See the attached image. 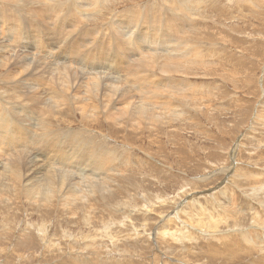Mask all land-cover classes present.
Returning a JSON list of instances; mask_svg holds the SVG:
<instances>
[{"label":"rangeland","instance_id":"obj_1","mask_svg":"<svg viewBox=\"0 0 264 264\" xmlns=\"http://www.w3.org/2000/svg\"><path fill=\"white\" fill-rule=\"evenodd\" d=\"M53 1L16 0V4L15 0H0V13L4 10L0 14V25L5 26L3 22H8L5 28L0 26V36L4 34L0 41L6 37L2 44L0 42V58L4 59H0L3 65L0 66V105L4 111L13 108L9 113L12 111L14 114L10 115L17 112L14 117L5 115L2 119L0 114V126L4 124L10 132L27 133L33 139L22 151H16L22 156L17 158L12 152L9 156L18 159L13 161L17 162L21 182L14 179L11 172L4 176L5 179L0 176V264H264V188L261 187L264 186V0H193L195 3L192 0ZM182 1L185 2L184 11L179 7ZM183 16L187 18L184 20ZM144 17L145 21L141 22ZM188 21L192 22L191 25ZM152 22L172 27L170 31H163L175 39L159 36L143 41L141 36L138 41L135 39L139 42L136 43L133 37L147 27L150 34ZM31 28L35 29V34ZM16 29L17 36L14 33ZM19 30L26 32L19 33ZM128 34L133 38L131 42L126 40ZM116 38L126 44L127 50H134L133 55L126 53L121 44L117 45ZM12 39L13 46L10 45ZM52 39L59 40L54 42ZM178 39L184 44L179 50ZM62 41L70 43L63 45ZM58 46H66L64 55L69 56L70 53L71 56L69 63L64 61L68 66H65L63 76L78 75L79 67L76 65L81 64L77 63V50L80 48L89 47L94 53L97 47L110 48L107 64L87 58V63L93 61V68H88L91 64L83 65L82 70L86 68L82 71L84 75L81 73V78L75 76L76 81L73 79L69 83L73 85L68 95L72 96L69 98L71 101L65 104L69 100H63L65 103L60 105V102L54 104L50 98L47 99L45 84L40 93L33 95L36 84L43 83L37 78L35 81L30 79L33 65L34 69H39L38 72L47 69L45 75L54 72L51 68L63 60ZM177 50L184 52L180 59L175 58ZM119 58L125 59L121 67H117L115 61ZM153 59L164 64L163 68ZM153 64L157 69L150 70ZM139 66H142V72L138 73ZM166 67H174L175 70L163 75L161 69ZM19 68L22 76L18 77ZM135 73L139 76L147 74L145 78L148 79L138 77L140 81ZM87 75H97V94L90 92L92 89L89 87L94 83L87 81ZM161 79L164 84L159 82ZM171 79L181 84L175 87L165 82H171ZM104 81L108 85L103 84ZM136 85L140 86L138 91ZM183 85H186L185 89ZM20 91L31 93L30 96L26 94L27 97L21 93V97ZM75 91L82 94L81 99L76 95L74 100ZM145 95L149 96L148 99ZM28 97L33 98V102ZM151 97L156 98L153 100ZM11 99H15V103ZM142 99L148 100L147 103ZM76 100L81 105L85 103L84 110L80 107L83 112L77 109L79 104ZM138 100L144 106L138 105ZM149 107L155 109V115ZM132 108L141 110L138 113ZM85 110L92 111L93 117ZM79 144L87 150L85 158L75 150ZM58 148H61L59 152L56 151ZM62 152L70 154V160L61 157L59 153ZM62 158L64 164L60 163ZM3 161L0 156V164ZM32 161L37 168L35 174L23 178L27 173L24 165ZM67 162L72 166H67ZM96 162L100 168L96 169ZM44 169H49V172L43 174ZM52 172L56 174L52 175ZM88 175L93 183L86 182ZM102 175H105L106 185L100 178ZM46 178L54 181L55 192H51L50 201L42 200L41 195L35 193V187L39 191L44 189L42 182L45 184ZM25 181L30 188L24 185ZM255 186L257 190H253ZM77 193L83 195L78 196ZM62 196L60 201H55ZM69 201L72 204L74 201V204L71 206Z\"/></svg>","mask_w":264,"mask_h":264},{"label":"bare ground","instance_id":"obj_2","mask_svg":"<svg viewBox=\"0 0 264 264\" xmlns=\"http://www.w3.org/2000/svg\"><path fill=\"white\" fill-rule=\"evenodd\" d=\"M9 1V0H8ZM31 1H33V0H31ZM48 1H50V0H48ZM55 1V0H54ZM54 1H53V3H54ZM74 2L76 1V0H73ZM79 1V0H78ZM81 1V0H80ZM83 1V0H82ZM189 2H190V0H188ZM11 2H13V1H11ZM42 2V1H41ZM52 2V1H51ZM77 2V1H76ZM75 2V3H76ZM96 2V1H95ZM98 2V1H97ZM187 2V1H186ZM194 1L192 0V3H193ZM15 3H16V0H15ZM43 3V2H42ZM42 3H40L39 2V4H42ZM48 3V2H47ZM46 3V4H47ZM68 3H69V1H68ZM79 3V2H78ZM81 3V2H80ZM79 3V4H80ZM101 3V2H100ZM195 3V2H194ZM17 4V3H16ZM31 4V3H30ZM56 4V3H55ZM58 4V3H57ZM71 4H73L72 2H71ZM183 4H185V2L184 1H182V3L180 4V9L181 10H185V6L183 5ZM58 5H60V4H58ZM74 5V4H73ZM43 6V5H42ZM47 6V5H46ZM51 6H52V3H51ZM61 6V5H60ZM83 6V5H82ZM86 6V5H85ZM125 6V5H124ZM50 7V6H49ZM69 7V6H68ZM67 7V8H68ZM78 7H79V5H78ZM77 7V8H78ZM88 7V6H87ZM190 7H192V5L190 6ZM71 8H72V6H71ZM74 8V7H73ZM72 8V9H73ZM119 8V7H118ZM164 8V7H163ZM189 8V7H188ZM78 9H80V8H78ZM81 9H84V8H81ZM19 10V9H18ZM148 10H149V8H148ZM3 11L4 10H2V12L1 13H3ZM8 11V10H7ZM70 12V11H69ZM76 12V11H75ZM81 12H82V10H81ZM101 12V11H100ZM131 12V11H130ZM130 12H129V14H130ZM166 12V11H165ZM174 12V11H173ZM0 13V14H1ZM72 13V12H71ZM132 13V12H131ZM146 13V12H145ZM105 14H107V13H105ZM123 14V13H122ZM121 14V15H122ZM129 14H128V16H129ZM133 14V13H132ZM134 14H136V13H134ZM179 14V13H178ZM185 14H186V12H185ZM190 14V13H189ZM146 15H147V13H146ZM191 16H192V14H190ZM2 16H4V15H2ZM180 16V15H179ZM178 16V17H179ZM190 16V17H191ZM5 17V16H4ZM57 17V16H56ZM171 17V16H170ZM177 17V16H176ZM184 17V16H183ZM182 17V18H183ZM140 18H142L141 16H140ZM168 18H169V16H168ZM180 18V17H179ZM185 18H187V17H184V20H185ZM193 18V17H192ZM192 18H191V21H192ZM35 19V18H34ZM4 20V19H3ZM56 20V19H55ZM115 20V19H114ZM128 20V19H127ZM136 20L137 19H135V22H136ZM143 20V19H142ZM141 20V22H144L145 21V17H144V20L142 21ZM153 20V19H152ZM166 20V19H165ZM169 20V19H168ZM171 20V19H170ZM195 20V19H194ZM194 20H193V22H194ZM5 21V20H4ZM58 21V20H57ZM119 21V20H118ZM123 21V20H122ZM125 21V20H124ZM124 21H123V23H124ZM147 21V20H146ZM154 21V20H153ZM186 21H187V19H186ZM12 22H13V20H12ZM14 22H15V19H14ZM54 22V21H53ZM66 22H68V21H66ZM121 22V21H120ZM148 22V21H147ZM172 22H174V21H172ZM3 23H5L6 25H7V23L6 22H3ZM18 23V22H17ZM36 23V22H35ZM62 23V22H61ZM128 23V22H127ZM131 23V22H130ZM133 23V22H132ZM131 23V24H132ZM153 23V22H152ZM151 23V26H150V34L149 33H147V26L149 25H147L146 27L147 28H144V29H141L140 30V32H138L137 33V35H135L133 38H134V40L136 39L137 41L139 40V38L142 36L143 37V41L144 40H146V38H148V39H150V38H153V37H161V36H164L166 39H168V40H174L175 38H170V37H168V35L169 34H166V32H164L163 31V29H167L168 31H170L169 29H172V27H170V26H168V25H160V24H158V22H157V24H152ZM188 23H190L189 21H188ZM192 23V22H191ZM191 23L189 24V25H191ZM4 24V25H5ZM122 24V23H121ZM130 24V25H131ZM137 24V23H136ZM194 24V23H193ZM6 25L5 26H2V25H0L1 27H3V28H5L6 27ZM15 25V24H14ZM80 25V24H79ZM125 25V24H124ZM139 25V24H138ZM142 25V24H141ZM177 25V24H176ZM188 25V26H189ZM9 26V25H8ZM7 26V27H8ZM34 26H37V25H34ZM112 26V25H111ZM143 26H145V25H143ZM143 26H142V28H143ZM175 26V25H174ZM193 26H195V25H193ZM16 27V26H15ZM28 27H30V26H28ZM116 27V26H115ZM176 27V26H175ZM11 28V27H10ZM38 28V27H37ZM40 28V27H39ZM38 28V29H39ZM119 28V27H118ZM189 28V27H188ZM191 28V27H190ZM195 28V27H194ZM13 29H14V27H13ZM45 29V28H44ZM72 29V28H71ZM192 29V28H191ZM3 31H5L4 29H2ZM31 30L33 31V34H35V29H33V28H31ZM30 30V31H31ZM111 30V29H110ZM115 30V29H114ZM181 30H183L182 29V26H181ZM181 30L179 29V31L181 32ZM14 31V30H13ZM17 31H18V29H16V32L14 31V33H16V36H17ZM73 31V30H72ZM76 31V30H75ZM80 31H81V29H80ZM108 31V30H107ZM112 31V30H111ZM178 31V30H177ZM187 31V30H186ZM190 31V30H189ZM2 31H0V33H1ZM8 31L6 30V32H4L5 34L7 33ZM9 32H10V30H9ZM12 32V31H11ZM10 32V33H11ZM22 32H26V31H22V30H19V33H22ZM39 32V31H38ZM44 32H45V30H44ZM184 32V31H183ZM13 33V34H14ZM32 33V32H31ZM40 34H42L41 32H39ZM71 31H70V35H71ZM76 33V32H75ZM128 33V32H127ZM185 33V32H184ZM195 33V32H194ZM38 34V33H37ZM36 34V35H37ZM47 34V33H46ZM78 34V33H77ZM116 34V33H115ZM115 34H114V36H115ZM4 34H2L0 37H2ZM36 35H35V37H36ZM49 36H50V33L48 34ZM48 35H47V37H48ZM74 35V34H73ZM72 35V36H73ZM109 35V34H108ZM156 35H158V36H156ZM189 35V34H188ZM8 36V35H7ZM43 36V35H42ZM46 36V35H45ZM118 36V35H117ZM126 36V35H125ZM133 36V35H132ZM190 36V35H189ZM189 36H187V38L189 37ZM4 37V36H3ZM39 37V36H38ZM41 37V36H40ZM87 37V36H86ZM191 37V36H190ZM6 38V37H5ZM5 38H3V39H5ZM10 38H12L11 37V35H10ZM10 38H8V39H10ZM15 38V37H14ZM37 38V37H36ZM43 38H45V37H43ZM51 38H52V36H51ZM54 38V37H53ZM132 37H130V34H128V36H127V39L126 40H129L130 39V41H128V42H131L132 41V39H131ZM163 38V37H162ZM182 38V37H181ZM3 39H2V41H3ZM48 38H46V40H47ZM118 38H116V44L117 45H119V44H121L120 46L121 47H124V49H126L125 50V52L126 53H128V54H130V55H133L132 54V52H134V50H127V48L125 47V45H123V43L124 42H120L119 40H117ZM180 39V38H179ZM179 39H178V45H177V47H178V50L181 48V46L182 45H184L181 41H179ZM186 39V38H185ZM184 39V40H185ZM6 40V39H5ZM4 40V41H5ZM13 40V39H12ZM12 40H9V41H12ZM59 40V39H58ZM58 40L57 39H55V40H53L52 39V41H54V42H58ZM70 40V39H69ZM135 40V41H136ZM163 40H164V38H163ZM187 40V39H186ZM2 41H0L1 42V44H2ZM17 41H18V39H17ZM39 41H40V39H39ZM136 41V43H139V42H137ZM152 41V40H151ZM188 41V40H187ZM7 42V41H6ZM60 42H61V40H60ZM112 42V41H111ZM167 42V41H166ZM168 42H170V41H168ZM4 43V42H3ZM14 43V40H13V42L10 44L11 46H13L12 44ZM62 43H63V41H62ZM70 43V42H69ZM69 43H67V42H65V43H63V45H68ZM127 43V42H126ZM141 43V42H140ZM1 44H0V46H1ZM9 44V43H8ZM15 44V43H14ZM32 44V43H31ZM35 44V43H34ZM41 44V43H40ZM113 44H114V42H113ZM128 44V43H127ZM133 44V43H132ZM157 44V43H156ZM173 44V43H172ZM177 44V43H176ZM4 45H5V43H4ZM3 45V46H4ZM9 45V46H10ZM43 45H46V44H44V41H43ZM50 46V45H49ZM116 46V45H115ZM167 46V45H166ZM173 46V45H172ZM185 46H187V45H185ZM189 46V45H188ZM111 47V46H110ZM169 47H171V43H170V46ZM180 47V48H179ZM2 47H0V49H1ZM5 48V47H4ZM10 48V47H9ZM31 48V47H30ZM43 48V47H42ZM55 48V47H54ZM57 48V47H56ZM66 46H58V50H59V52L61 53V55H59V56H62V57H60V58H62L63 60H61L62 62H60V64L59 65H57V67H56V65H55V67H48V68H51V70L54 68V72H55V69H56V74L54 73V72H51V73H53V74H51V73H49L48 71V73L49 74H51L50 76H49V74L48 75H45L44 73H46L45 72V70H47V69H45L44 70V72H38V70L36 71L35 69H34V67H35V65H31L33 68V73H31V75H33V76H31L30 77V79L32 80V81H35L34 80V78L36 79H38V81H41L43 84H40L39 86L36 84V89L34 90V92H33V95H37V93H40V91L43 89V88H45V85H47V89H46V91H45V94L48 96V98L47 99H49L50 101H52V103H54V104H56L57 102H60V103H58L59 105L60 104H62V103H65V102H63V100H65V101H67V100H69V96L68 95H70V86L72 87L73 85H69V83L71 82V81H73V79H74V82L76 81V77L75 76H77V77H79V78H81L80 76H81V73H82V76L84 75L83 73L84 72H82L83 70H85L86 68H84L83 70H82V68L84 67L83 65H86V64H91V66L90 65H88L89 67L88 68H90V67H92V64H93V61H100V62H106V61H108L107 60V55H108V50H110V48L108 47V48H96V50H95V53H94V51H92L91 49H84V48H80V50H77L78 51V59H77V63H79V64H81V65H76V66H78L79 67V72H77V70H76V72H77V74L78 75H76V74H68L67 76H63L62 74H63V72L65 71V66H68V64L67 63H69L70 61H71V56H70V53H69V56H66V55H64V54H66ZM112 48H114V46L112 47ZM134 48H135V46H134ZM138 48V47H137ZM157 48V47H156ZM11 49V48H10ZM12 49H14V47L12 48ZM18 49V48H17ZM45 49V48H44ZM57 49H56V51H57ZM139 49V48H138ZM158 49H160V48H158ZM3 50V49H2ZM38 50V49H37ZM137 50V49H136ZM161 50V49H160ZM176 50V49H175ZM176 51V53H175V58H177V59H180L182 56H184V52H182V51ZM197 50H199V49H197ZM31 51V50H30ZM35 51V50H34ZM43 51V49H41V52ZM130 51V52H129ZM155 50H153V53L155 54V52H154ZM171 51H172V49H171ZM202 51V50H201ZM1 52V51H0ZM14 52V51H13ZM53 52H54V50H53ZM64 52V53H63ZM159 52V51H158ZM44 53V52H43ZM48 53V52H47ZM151 53H152V51H151ZM163 53V52H162ZM3 54V53H2ZM136 53H134V55H135ZM171 54V53H170ZM185 54H186V51H185ZM189 54V53H188ZM47 55V54H46ZM161 56H160V59H161V57H162V54H160ZM197 55V54H196ZM198 55H200V54H198ZM209 55V54H208ZM0 56H1V53H0ZM93 56V57H92ZM139 56V55H138ZM137 56V57H138ZM148 56V55H147ZM150 56H152V55H150ZM149 56V57H150ZM154 56V55H153ZM174 56V55H173ZM3 57V56H2ZM8 57V56H7ZM47 57H50V56H47ZM127 57V56H126ZM167 57V56H166ZM194 57V56H193ZM201 57V56H200ZM6 58V57H5ZM12 58V57H11ZM51 58V57H50ZM56 58V57H55ZM87 58H94L93 59V61H90L89 63H87L88 61V59ZM146 58V57H145ZM150 58H152V57H150ZM154 58V57H153ZM157 58V57H156ZM1 59V58H0ZM13 59V58H12ZM52 59H53V57H52ZM147 59H149V58H146V60ZM160 59L159 60H157V61H160ZM163 59V58H162ZM170 59V58H169ZM186 59V58H185ZM1 60H4V59H1ZM7 60V59H6ZM45 60V59H44ZM47 60V59H46ZM45 60V61H46ZM65 60H67V63H65L64 61ZM114 60V59H113ZM124 60L125 59H121V58H119V59H115V61L117 62V67L119 66V67H121L122 65H123V63H124ZM150 60V59H149ZM154 60V62H155V60L156 59H153ZM174 60V59H173ZM18 61V60H17ZM16 61V62H17ZM33 61H35V60H33ZM48 61V60H47ZM87 61V62H86ZM152 61V60H151ZM163 61V60H162ZM7 62V61H6ZM144 62V61H143ZM153 62V63H154ZM165 62V61H164ZM164 62H162V63H164ZM204 61H202V63H203ZM8 63V62H7ZM32 63V62H31ZM34 63V62H33ZM32 63V64H33ZM55 63V62H54ZM145 63H147V61H145ZM155 63H157V62H155ZM154 63V64H155ZM166 63V62H165ZM190 63V62H189ZM194 63V62H193ZM1 65L0 66H3L2 65V63H0ZM10 64H11V62H10ZM10 64H9V66H10ZM13 64V63H12ZM44 64V63H43ZM49 64H51V63H49ZM62 64V65H61ZM102 64V63H101ZM106 64H107V62H106ZM136 64H138V63H136ZM153 64V65H154ZM158 64V63H157ZM170 64V63H169ZM8 65V64H7ZM16 65H18V64H16ZM38 65V64H37ZM142 65V64H141ZM144 65V64H143ZM147 65V64H146ZM145 65V66H146ZM149 65V64H148ZM163 66L164 64H160V62H159V64H158V66ZM166 65V64H165ZM168 65V64H167ZM166 65V66H167ZM173 65V64H172ZM195 65V64H194ZM206 65V64H205ZM212 65V64H211ZM6 66V65H5ZM12 66V65H11ZM14 66V65H13ZM19 66V65H18ZM41 66H43V65H41ZM40 66V67H41ZM70 66V65H69ZM94 66V65H93ZM97 66V65H96ZM104 66V65H103ZM102 66V67H103ZM157 66V67H158ZM38 67V66H37ZM78 67H77V69H78ZM101 67V68H102ZM135 67V66H134ZM136 67H137V65H136ZM140 67H142V66H139L138 67V69H137V72L139 73V71H141L140 70ZM165 67V66H164ZM189 67V66H188ZM7 68H8V66H7ZM11 68V67H10ZM9 68V69H10ZM43 68V67H42ZM44 68H46V67H44ZM93 68V67H92ZM104 68V67H103ZM108 68V67H107ZM146 68V67H145ZM154 68H156L155 67V65L154 66H151V69L150 70H152V69H154ZM160 68V67H159ZM163 68V67H162ZM91 69V68H90ZM136 69V68H135ZM147 69V68H146ZM157 69V68H156ZM190 69H191V67H190ZM19 70H20V68H19ZM50 69H49V71H51ZM88 70V69H87ZM149 70V71H150ZM175 70V68L173 67V68H164V69H161V72H162V74L163 73H167V72H173ZM206 70V69H205ZM8 71V70H7ZM10 71H11V69H10ZM13 71V70H12ZM11 71V72H12ZM17 71V70H16ZM26 71V70H25ZM24 71V72H25ZM41 71H42V69H41ZM86 71V70H85ZM112 71H113V69H112ZM147 71V70H146ZM153 71H156V70H153ZM18 72V71H17ZM31 72V71H30ZM134 72H136V71H134ZM142 72V71H141ZM148 72V71H147ZM146 72V73H147ZM157 72V71H156ZM160 72V71H159ZM160 72V73H161ZM19 73H21V70H20V72H18V77L19 76H22L21 74L19 75ZM23 73V72H22ZM85 73H87V72H85ZM92 73V72H91ZM96 73V72H95ZM103 73V72H102ZM130 73V72H129ZM146 73H144V74H146ZM149 73V72H148ZM153 73V72H152ZM151 73V74H152ZM8 74V73H7ZM88 74V73H87ZM169 74V73H168ZM168 74H166V76L168 75ZM173 74V73H172ZM25 75V74H24ZM59 75H61V77L59 76ZM86 75V74H85ZM101 75V74H100ZM99 75V76H100ZM103 75V74H102ZM135 75L137 76V79H138V77H144L145 78V76L147 75H145V76H139L138 74H136L135 73ZM142 75H143V73H142ZM164 75V74H163ZM88 76V75H87ZM97 76V75H96ZM95 75H89L88 77L89 78H87V79H89V80H87V81H90V84L91 83H98L99 81H98V78L96 77ZM104 76V75H103ZM102 76V77H103ZM119 76V75H118ZM149 76V75H148ZM152 76V75H151ZM170 76V75H169ZM17 77V78H18ZM27 77V76H26ZM25 77V78H26ZM125 77H127L126 76V73H125ZM150 77V76H149ZM153 77V76H152ZM161 77H163V76H160V78ZM165 77V76H164ZM168 77V76H167ZM8 78V77H7ZM14 78H15V76H14ZM14 78H12V80L14 79ZM22 78H24V76L22 77ZM61 78H63V80L61 81ZM86 78V77H85ZM104 78V77H103ZM122 78H124V77H122ZM129 79H130V77H128ZM136 78V77H135ZM147 78V77H146ZM145 78V79H146ZM177 78V77H176ZM6 79V78H5ZM11 79V78H10ZM16 79V78H15ZM14 79V80H15ZM27 79H29L28 77H27ZM26 79V81H28ZM29 79V80H30ZM106 79V78H105ZM104 79V80H105ZM148 79V78H147ZM155 79H156V77L154 78V81H155ZM158 79H159V77H158ZM179 79V78H178ZM177 79V80H178ZM18 80V79H17ZM23 81H24V79H22ZM82 80V79H81ZM125 80H128V79H125ZM138 80H140V79H138ZM173 80L174 79H171V82H169V81H165L166 83H168V84H172L173 86H175V87H177L178 85H180L181 83H178V81H177V83H174L173 82ZM201 80V79H200ZM10 81V80H9ZM16 81V80H15ZM77 81H78V79H77ZM86 81V82H87ZM107 81H108V79H107ZM107 81H106V83H107ZM141 81V80H140ZM156 81H158V80H156ZM175 81V80H174ZM182 81V80H181ZM180 81V82H181ZM186 81V80H185ZM188 81V80H187ZM29 82H31V81H29ZM109 82V81H108ZM126 82V81H125ZM133 82V81H132ZM135 82V81H134ZM136 82H139V81H137L136 80ZM159 82H161V83H163L162 82V79L159 81ZM18 83V82H17ZM83 83V82H82ZM81 83V84H82ZM88 83V82H87ZM105 83V81H104V83L103 84H106ZM140 83V82H139ZM152 83V82H151ZM165 83V84H166ZM20 84H22V83H20ZM25 83L23 82V85H24ZM45 84V85H44ZM75 84V83H74ZM77 84H78V82H77ZM76 84V85H77ZM94 84H91L90 85V89H94L93 91L91 90L90 92H95V94H97V91H96V89H97V86H96V84L94 85ZM101 84V83H100ZM131 84V82L129 83L128 82V85H130ZM133 84H136V83H133ZM142 84V83H141ZM153 84V83H152ZM157 84V83H156ZM164 84V83H163ZM184 84V83H183ZM196 84V83H195ZM13 85H14V83H13ZM76 85H74L75 87H76ZM87 85V84H86ZM89 85V84H88ZM102 85V84H101ZM101 85H100V87H101ZM106 85H108V84H106ZM127 85V84H126ZM158 85H160V84H158ZM162 85V84H161ZM167 85V84H166ZM166 85L164 86V88H166ZM8 86V85H7ZM18 86V85H17ZM27 86V85H26ZM25 86V87H26ZM32 86H33V84H32ZM82 86V85H81ZM115 86V85H114ZM137 86V85H136ZM135 86V88H136V91H138L137 90V88L139 87L140 88V86H137L136 87ZM142 86V85H141ZM184 86V85H183ZM186 86V85H185ZM185 86L183 87V89H185ZM192 86H193V83H192ZM13 87V86H12ZM16 87V86H15ZM23 87V86H22ZM24 87V88H25ZM31 87V86H30ZM78 87V86H77ZM85 87V86H84ZM110 87V89H111V86H109ZM130 87H132V85L130 86ZM143 87V86H142ZM141 87V88H142ZM161 87V86H160ZM207 87V86H206ZM19 88V87H18ZM21 88V87H20ZM32 88V87H31ZM80 88V87H79ZM102 88H104V87H102ZM114 88V87H113ZM117 88V87H116ZM119 88V87H118ZM128 88V87H127ZM138 88V89H139ZM146 88H149V86L147 87L146 86ZM163 88V87H162ZM180 87H178V89L177 90H179L180 91V89H179ZM190 88V87H189ZM12 89H14V88H12ZM22 89V88H21ZM30 89V88H29ZM29 89H28V91H29ZM81 89H82V87H81ZM115 89V88H114ZM150 89H152V90H154L153 88H150ZM161 89V88H160ZM159 89V90H160ZM170 89V88H169ZM168 89V90H169ZM182 89V88H181ZM182 89V90H183ZM191 89V88H190ZM15 90V93H19L18 92V90H16V88L14 89ZM22 90H24V89H22ZM73 90H74V88H73ZM79 90V89H78ZM97 90H99V89H97ZM122 90V89H121ZM125 90V89H124ZM130 90V89H129ZM132 90V89H131ZM171 90V89H170ZM189 90V89H188ZM13 91V90H12ZM32 91V90H31ZM31 91L29 92V93H31ZM81 90H79V92H80ZM86 91V90H85ZM140 91V90H139ZM172 91V90H171ZM184 91V90H183ZM191 90H189L188 92H190ZM77 91H75V93H76ZM79 92L78 93H76V94H72V92H71V94L73 95V98L77 95L78 96V98L79 99H81L82 97H81V95H78L79 94ZM88 92V91H87ZM89 92V93H90ZM98 92H100V91H98ZM113 92H115V90H113ZM118 92H119V90H118ZM133 92V91H132ZM143 92H145V91H143ZM178 92V91H177ZM9 93H11V90H10V92ZM21 93H23L24 95H28L29 93H27V91H20V94ZM74 93V92H73ZM81 93V92H80ZM88 93V94H89ZM126 93H128V91L126 92ZM134 93V92H133ZM147 93V92H146ZM169 93V92H168ZM180 93V92H179ZM186 93H187V91H186ZM192 93V92H191ZM196 93V92H195ZM205 93V92H204ZM7 93H5L4 95H6ZM14 94V93H13ZM94 94V93H93ZM104 94V93H103ZM122 94H124V93H122ZM134 94H136V95H138L137 93H134ZM149 94V96L151 95L150 93H148ZM147 94V95H148ZM154 94H155V91H154ZM171 94V93H170ZM197 94V93H196ZM3 94H2V96H4ZM27 95H26V97H27ZM33 95L31 96V97H33ZM101 95V94H100ZM130 95V94H129ZM136 95H134L133 96V99H135L134 97L136 96ZM140 95V94H139ZM144 95V94H143ZM142 95V96H143ZM147 95H145V96H147ZM153 95V94H152ZM17 96H18V101H20V99H21V97H22V94H21V97L19 98V94H17ZM29 96H30V94H29ZM45 96V95H44ZM89 96V95H88ZM105 95H103L102 97H104ZM107 96V95H106ZM105 96V97H106ZM128 96V95H127ZM126 96V97H127ZM132 96V95H131ZM141 96V98H144V96L142 97ZM149 96H147V99H148V97ZM155 96V95H154ZM166 96V95H165ZM171 96V95H170ZM178 96V95H177ZM185 96V95H184ZM191 96V95H190ZM9 97V96H8ZM12 98H14V97H16V96H11ZM23 97H25V96H23ZM93 97V96H92ZM99 97V96H98ZM123 97V96H122ZM121 97V98H122ZM157 97V96H156ZM156 97H151L153 100H154V98H156ZM179 97V96H178ZM181 97V96H180ZM202 97V96H201ZM211 97V96H210ZM29 98V97H28ZM71 98H72V96H71ZM70 98V99H71ZM77 98V97H76ZM76 98H74V100L76 99ZM94 98V97H93ZM131 98V97H130ZM137 98V97H136ZM158 98V97H157ZM177 98V97H176ZM186 98V97H185ZM190 98V97H189ZM188 98V99H189ZM1 99V98H0ZM16 99V98H15ZM14 99V100H15ZM29 99H31V98H29ZM42 99V98H41ZM40 99V100H41ZM44 99H46V98H44ZM89 99V98H88ZM106 99V98H105ZM108 99V98H107ZM125 99V98H124ZM139 99H140V97H139ZM12 100V99H11ZM14 100H12L13 102H14ZM24 100H26L25 98H24ZM36 100H37V98H36ZM73 100V101H74ZM87 100V99H86ZM102 100H103V98H102ZM110 100V99H109ZM117 100V99H116ZM143 100V99H142ZM150 100V99H149ZM156 100V99H155ZM169 100V99H168ZM167 100V101H168ZM12 101L10 102L11 103V105L13 104L12 103ZM31 101L33 102V98L31 99ZM34 101H35V99H34ZM71 100H69V101H67V103H65V104H68V102H70ZM83 101V100H82ZM111 101V100H110ZM117 101H119V100H117ZM116 101V102H117ZM136 101V100H135ZM144 101V100H143ZM143 101H141V102H143ZM146 101H148V100H146ZM146 101H144V102H146ZM22 102V101H21ZM36 103H37V101H35ZM41 102L44 104V102L41 100ZM76 102H77V100H76ZM89 102V101H88ZM106 102V101H105ZM120 103H122V101H119ZM124 102V101H123ZM150 102V101H149ZM148 102V103H149ZM180 102V101H179ZM202 102V101H201ZM9 103V102H8ZM15 103V102H14ZM52 103H51V105H52ZM72 103V102H71ZM73 103H75V101L73 102ZM78 104H79V102H77ZM84 103V102H83ZM83 103H82V105H81V103L79 104V106H76L77 107V109L78 110H80V107L82 106H84L83 105ZM87 103V102H86ZM125 103V102H124ZM123 103V104H124ZM134 103V102H133ZM136 103V102H135ZM134 103V104H135ZM139 103V100H138V102H137V104ZM147 103V102H146ZM156 103H158V101L156 102ZM160 103V102H159ZM158 103V104H159ZM166 103V102H165ZM188 103V102H187ZM1 104V103H0ZM4 104H6V102L4 103ZM22 104V103H21ZM39 104V103H38ZM64 104V105H65ZM85 104V103H84ZM136 104V105H137ZM150 104H153V102H150ZM150 104H147V106L148 105H150ZM157 104V105H158ZM3 105V104H2ZM26 105V104H25ZM37 105V104H36ZM45 105V104H44ZM69 105H70V103H69ZM87 105V104H86ZM130 105H131V103H130ZM138 105H140V106H142L143 104H138ZM156 105V106H157ZM161 104H159V106H160ZM179 105V104H178ZM13 106H14V104H13ZM15 106H16V104H15ZM42 106V105H41ZM57 107H58V105H56ZM55 106V107H56ZM71 106V105H70ZM75 106V105H74ZM88 107H89V105H87ZM92 106V105H91ZM108 106V105H107ZM124 106V105H123ZM132 106V105H131ZM144 106V105H143ZM165 106V105H164ZM172 106V105H171ZM0 107H1V105H0ZM17 107V106H16ZM15 107V108H16ZM32 107V106H31ZM30 107V108H31ZM38 107V105L36 106V108ZM45 107H46V105H45ZM50 107H53V106H50ZM50 107H47V108H49L50 109ZM57 107H56V110H57ZM61 107V106H60ZM66 107V106H65ZM73 107V106H72ZM81 107V109L82 110H84V108H86V107H83L82 108ZM94 107V106H93ZM125 107V106H124ZM139 107V106H138ZM161 107V106H160ZM199 107V106H198ZM12 108V107H11ZM27 108H29V106L27 107ZM34 108V107H33ZM40 108H42V107H40ZM95 108H97V107H95ZM135 108H137L136 106H135ZM134 108V109H135ZM141 108V107H140ZM150 108V107H149ZM151 108H152V106H151ZM150 108V109H151ZM157 108H159V107H157ZM162 108H163V106H162ZM166 108H168V107H166ZM202 108H203V106H202ZM5 109V108H4ZM7 109H9V106H8V108ZM18 109H19V107H18ZM32 109V108H31ZM74 109V108H73ZM90 109V108H89ZM105 109V108H104ZM129 109H131L130 108V106H129ZM133 108H132V111L134 110ZM171 109V108H170ZM10 110H13V108L12 109H10ZM9 110V111H10ZM33 110V109H32ZM41 110V112L43 113L44 111H42L43 109H40ZM52 110V109H51ZM55 110V109H54ZM55 110V111H56ZM60 110V109H59ZM58 110V111H59ZM75 110H76V108H75ZM95 110V109H94ZM97 110V109H96ZM128 110V109H127ZM141 109H136V111H138V113H139V111H140ZM152 110V109H151ZM153 110H155L154 108H153ZM152 110V114L153 115H155L154 114V112H156V111H153ZM1 119L2 118H4V116L6 115V116H13L12 114H14V113H12V111L10 112V113H12L11 115H10V113H9V111L8 110H5V111H8V113L7 112H5L3 109H2V107H1ZM36 111V110H35ZM47 111V110H46ZM57 111V112H58ZM81 111V110H80ZM79 111V112H80ZM85 111H87V112H89L88 110H85ZM84 111V113L86 114L87 112H85ZM92 111H93V109H92ZM92 111H90L91 112V117H93L92 116ZM98 111V110H97ZM125 111V110H124ZM129 111V110H128ZM135 111V110H134ZM135 111V112H136ZM37 112H39V110H37ZM49 112V111H48ZM81 112H83V111H81ZM89 112V113H90ZM96 112V111H95ZM135 112H133V114L135 113ZM185 112V111H184ZM17 113V112H16ZM16 113H15V115L14 116H16ZM50 113V112H49ZM48 113V114H49ZM56 113V112H55ZM94 113V112H93ZM125 113H126V111H125ZM142 113V112H141ZM38 114V113H37ZM88 114V113H87ZM100 114V113H99ZM130 114V113H129ZM136 114V113H135ZM134 114V115H135ZM159 114V113H158ZM18 115V114H17ZM50 115V114H49ZM48 115V116H49ZM141 115V114H140ZM139 115V116H140ZM145 115V114H144ZM148 115V114H147ZM13 116V117H14ZM20 116V115H19ZM23 116V115H22ZM42 116V115H41ZM44 116V115H43ZM43 116L41 117V118H43ZM45 116H46V114H45ZM48 116H47V118H48ZM85 118H86V116L85 115H83ZM88 116H89V114H88ZM94 116H97V115H94ZM99 116V115H98ZM151 116V115H150ZM21 117V116H20ZM20 117H17V118H20ZM137 117H138V114H137ZM142 117V116H141ZM143 117H145V116H143ZM153 117H157V116H153ZM46 118V119H47ZM56 118V117H55ZM100 118V117H99ZM159 118V117H158ZM160 118H163V117H160ZM159 118V119H160ZM44 119V118H43ZM49 119V118H48ZM94 119V118H93ZM96 119V118H95ZM111 119V118H110ZM146 119V118H145ZM89 120V119H88ZM135 120V119H134ZM30 121V120H29ZM151 121V120H150ZM44 122V121H43ZM55 122V121H54ZM47 123V122H46ZM66 123V122H65ZM49 124H47V126H48ZM66 125V124H65ZM259 126V125H258ZM82 134V133H81ZM78 135V134H77ZM72 137V136H71ZM74 137V136H73ZM78 137V136H77ZM76 137V138H77ZM75 138V137H74ZM72 139V138H71ZM70 139V140H71ZM92 139V138H91ZM33 139L32 138H30L28 135H27V133H23V132H19V133H14V132H10V131H7L6 130V127H5V125L4 124H2L1 126H0V156H2V159L3 160H5V161H3V163L2 164H0V168L2 169V171H0V176H3L2 177V179L4 178V176L8 173V172H11V173H13L15 176V178L14 179H16L18 182L20 181V174H17V173H19V172H17L18 171V169L16 168L17 167V162L16 161H13V160H15V159H17V158H19L20 156H22L21 155V153H18V154H16V151H22V149L24 148V147H26L27 145H29L28 143L29 142H31ZM83 140V139H82ZM76 141H78V140H76ZM46 142V141H45ZM51 142V141H50ZM54 142H55V140H54ZM61 142V141H60ZM74 142V141H73ZM80 142V141H79ZM42 143V142H41ZM40 143V144H41ZM52 144H53V142H51ZM50 143V144H51ZM58 143V142H57ZM81 143V142H80ZM43 144H45V143H43ZM42 144V145H43ZM49 144V143H48ZM62 144H63V142H62ZM72 145L74 144V143H71ZM70 144V145H71ZM77 144V143H76ZM57 145V144H56ZM59 145V144H58ZM64 145V144H63ZM71 145V146H72ZM75 145V144H74ZM44 146H46V145H44ZM52 146V145H51ZM96 146V145H95ZM40 147V146H39ZM63 147V146H62ZM64 147H65V145H64ZM87 147V146H86ZM90 147V146H89ZM30 148V147H29ZM32 148H35L34 146H32ZM41 148V147H40ZM55 148V147H54ZM53 148V149H54ZM67 147H65L64 149H66ZM70 148V147H69ZM88 148V147H87ZM91 148V147H90ZM36 149V148H35ZM43 149V148H42ZM56 149V148H55ZM93 149V148H92ZM26 150V149H25ZM52 150V149H51ZM59 150H61V148H58V150H56V151H58L59 152ZM75 150H76V152H80L78 155H80L82 158H85L86 157V153H87V150H86V148L84 147V145H78L77 147H75ZM94 150V149H93ZM67 151V153H68V150H66ZM91 151V150H90ZM11 152L13 153V154H15V156H17V158H15V159H13V158H11V157H9L10 155H11ZM54 152V151H53ZM57 152V153H58ZM30 153V152H29ZM56 153V154H57ZM64 152H62V154L61 153H59L60 155H61V157H63V158H66L67 159V161H68V159L70 160V154H71V152H70V150H69V155H67V154H63ZM89 153V152H88ZM93 153V152H92ZM53 154V153H52ZM89 154H91V153H89ZM24 155V154H23ZM72 155H74V154H72ZM71 155V156H72ZM19 156V157H18ZM56 156V155H55ZM89 156V155H88ZM92 156H93V154H92ZM56 157H58V156H56ZM60 157V158H61ZM8 158H10V159H8ZM55 158V157H54ZM63 158L61 159V161L62 162H60V163H63ZM73 158V157H72ZM89 158V157H88ZM88 158H86V159H88ZM75 159V158H74ZM93 159V158H92ZM98 159V158H97ZM18 160V159H17ZM58 160V159H57ZM78 160V159H77ZM83 160H85V159H83ZM91 159H89L88 161H90ZM73 161V160H72ZM82 161V160H81ZM87 161V160H86ZM87 161V162H88ZM93 161H94V159H93ZM37 162V161H36ZM56 162V161H55ZM58 162V161H57ZM74 162V161H73ZM73 162H72V164H73ZM78 162H80V158H79V160H78ZM28 163V162H27ZM65 163V162H64ZM63 163V164H64ZM70 163V162H69ZM75 163V162H74ZM81 163H83V162H81ZM88 163H90V162H88ZM71 164V163H70ZM70 164H68V162H67V166L69 165V166H72V165H70ZM76 164V163H75ZM96 164H97V162H96ZM22 165V164H21ZM57 165H59V164H57ZM66 165V164H65ZM74 165V164H73ZM49 166V165H48ZM59 166H61V165H59ZM78 166V165H77ZM82 166V165H81ZM85 166H87L86 164H85ZM24 167H25V171H27V173H25V175L23 176V178L24 177H27V176H30V175H33V174H35V172H36V164H35V162L34 161H32V163L31 164H25L24 165ZM37 167H38V165H37ZM64 167H66V166H64ZM64 167H63V169H64ZM79 167V166H78ZM47 168V167H46ZM55 168V167H54ZM70 168V167H69ZM75 168H76V166H75ZM74 167H73V169H75ZM85 168V167H84ZM87 168V167H86ZM97 168H100L99 167V164H97L96 165V169ZM50 169V168H49ZM49 169L48 170H45L44 169V173L43 174H47V172H49ZM66 169H67V167H66ZM88 169V168H87ZM79 170V169H78ZM82 170V169H81ZM47 171V172H46ZM67 171V170H66ZM74 171H76V169L74 170ZM100 171H101V169H100ZM39 172V171H38ZM43 172V171H42ZM68 172V171H67ZM84 171H82V173H83ZM87 172V171H86ZM85 172V173H86ZM90 172V171H89ZM23 173V172H22ZM71 173V172H70ZM17 174V175H16ZM37 174V173H36ZM54 174H56L55 172H52V175H54ZM72 174H73V172H72ZM80 175H81V173H80ZM83 175V174H82ZM46 176H48V177H50V175H45V177ZM65 176H67L66 174H65ZM85 176H86V174H85ZM90 175H88L87 176V179H86V177H85V179H86V182H88V183H93V180L89 177ZM263 176V175H262ZM79 177V176H78ZM84 177V176H83ZM260 177H261V175H260ZM52 178V177H51ZM68 178V177H67ZM77 178V177H76ZM80 178V177H79ZM100 178H102L103 179V183L106 185V181H105V175H102ZM5 179V178H4ZM37 179V178H36ZM44 179V178H43ZM62 179V178H61ZM60 179V180H61ZM84 179V178H83ZM262 179V178H261ZM7 180V179H6ZM24 180V179H23ZM82 179H80V181H81ZM1 181V180H0ZM37 182H38V179L36 180ZM40 181V180H39ZM44 181V180H43ZM63 181V180H62ZM61 181V182H62ZM21 182V181H20ZM19 182V183H20ZM54 183V181L52 180V179H50V178H46L45 179V184H43V182H42V185H43V187H44V189L42 190V191H39V189H37V187H35V193H36V195H41V198H42V200H46V201H50L49 199H50V197H51V192L53 191V190H55V189H53V183ZM77 182H78V179H77ZM84 183L85 185L87 184V183ZM7 183V182H6ZM10 183V182H9ZM15 184H16V182H14ZM24 183V182H23ZM41 183V182H40ZM63 183V182H62ZM80 183V182H79ZM79 183H77V184H79ZM82 183V182H81ZM22 184V183H21ZM29 183H26V181H25V184L24 185H26V187H27V185H28ZM53 184V185H52ZM263 184V183H262ZM19 185V184H18ZM37 185V184H36ZM62 185V184H61ZM71 185V184H70ZM83 185V184H82ZM104 185V186H105ZM258 186H259V184H257ZM31 186H32V183H31ZM72 186H74V185H72ZM87 186V185H86ZM261 186V185H260ZM25 187V188H26ZM29 187V186H28ZM27 187V188H28ZM103 187V186H102ZM262 187V189L264 188V186H261ZM22 188V187H21ZM30 188V187H29ZM32 188V187H31ZM20 189V188H19ZM42 189V188H41ZM75 189V188H74ZM79 189V188H78ZM108 189V188H107ZM111 189V188H110ZM24 190V189H23ZM73 190V189H72ZM87 190V189H86ZM253 190H257L256 189V186L253 188ZM22 191V190H21ZM25 191V190H24ZM75 191V190H74ZM113 191V190H112ZM115 191V190H114ZM261 191V190H260ZM53 192H55V191H53ZM52 192V193H53ZM60 192V191H59ZM75 192H77V190L75 191ZM99 192V191H98ZM63 193V192H62ZM71 193H73V192H71ZM78 193H79V191H78ZM77 193V194H78ZM101 193V192H100ZM9 194V193H8ZM60 194H61V192H60ZM143 194V193H142ZM253 194V193H252ZM73 195H74V193H73ZM79 195H81V194H78V196ZM83 195V194H82ZM81 195V196H82ZM87 195V194H86ZM113 195V194H112ZM32 196V195H31ZM54 196V195H53ZM59 196V195H58ZM70 196V195H69ZM80 196V197H81ZM88 196V195H87ZM159 196V195H158ZM11 197V196H10ZM33 197V196H32ZM55 197V196H54ZM41 198L40 199H37V201H39V200H41ZM61 198H63V196L62 197H60L59 199H57V200H55V201H60V199ZM74 198V197H73ZM85 198V197H84ZM7 199V198H6ZM76 199V198H75ZM81 199V198H80ZM79 199V200H80ZM36 200V199H35ZM79 200H78V202H79ZM83 200V199H82ZM23 201V200H22ZM28 201H30V199H28ZM36 201V202H37ZM52 201V200H51ZM61 201H63V200H61ZM65 201V200H64ZM68 201V200H67ZM262 200H260V202H261ZM35 202V201H34ZM35 202V203H36ZM82 202V201H81ZM84 202V201H83ZM155 202V201H154ZM32 203V202H31ZM41 203V202H40ZM40 203H37V204H40ZM47 203V202H46ZM65 203V202H64ZM69 203H71L70 201H69ZM68 202H67V204H69ZM77 203V202H76ZM36 204V205H37ZM49 204H51V203H49ZM67 204H65V205H67ZM73 204H74V201H73ZM72 203H71V206L73 205ZM189 204H190V202H189ZM177 205V204H176ZM31 206L33 207V205L31 204ZM34 206H35V204H34ZM47 206H49V205H47ZM62 206V205H61ZM42 207H43V205H42ZM68 207H69V205H68ZM77 207V206H76ZM76 207H72V209L73 208H76ZM80 207V206H79ZM35 208V207H34ZM49 208H50V206H49ZM64 208V207H63ZM67 208V207H66ZM71 208V207H70ZM255 208V207H254ZM65 209V208H64ZM71 209V210H72ZM79 208L77 207V210H78ZM43 210H44V208H43ZM46 210V209H45ZM66 210V209H65ZM75 210V209H74ZM70 213H71V211H70ZM74 214H72V215H75V212H73ZM86 214V213H85ZM172 214V213H171ZM185 214V213H184ZM168 215V214H167ZM189 215V214H188ZM198 215H200V214H198ZM145 216V215H144ZM195 216V215H194ZM199 217V216H198ZM220 217V216H219ZM217 218V217H216ZM204 219V218H203ZM218 219V218H217ZM220 221V220H219ZM260 221H262V220H260ZM192 222V221H191ZM197 223V222H196ZM177 227V226H176ZM187 228V227H186ZM44 229V228H43ZM184 229V228H183ZM47 230V229H46ZM188 230V229H187ZM192 230V229H191ZM40 231V230H39ZM169 231V230H168ZM168 231H167V233H168ZM148 232V231H147ZM186 232H188V231H186ZM215 232V231H214ZM183 233H185V232H183ZM182 233V235H184ZM180 234V233H179ZM196 237V236H195ZM206 239V238H205ZM248 239H246V241H247ZM197 242V241H196ZM195 242V243H196ZM44 243V242H43ZM255 243V242H254ZM164 244V243H163ZM168 245V244H167ZM247 247V246H246ZM186 251V250H185ZM191 251V250H190ZM163 257V256H162ZM23 258V257H22ZM77 260H78V258H77ZM188 261V260H187ZM21 262V261H20ZM80 262V261H79ZM110 262V261H109ZM70 264H75V262H73V263H70ZM104 264V263H103ZM111 264V263H110ZM113 264V263H112Z\"/></svg>","mask_w":264,"mask_h":264}]
</instances>
